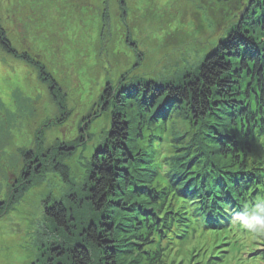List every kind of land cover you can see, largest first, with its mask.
<instances>
[{
    "label": "trees",
    "instance_id": "1",
    "mask_svg": "<svg viewBox=\"0 0 264 264\" xmlns=\"http://www.w3.org/2000/svg\"><path fill=\"white\" fill-rule=\"evenodd\" d=\"M92 1H97V6L103 3L100 12L92 6ZM218 1L231 2L237 8L238 0ZM254 1L247 0L249 11L240 24L243 29L245 20L264 38V0ZM32 2V9L38 11L34 6L40 9L39 3ZM109 2L49 0V6L45 7L54 10L58 3L57 17L77 20L80 43L86 42L84 37L95 30L87 43L92 51L95 41L112 30ZM119 3L121 6L122 0ZM42 16L47 29L58 24V21H49V11ZM65 26L72 33L73 26ZM237 26L227 40L224 38L215 44L198 64H186L175 74H163L160 79L122 77L124 81L117 92L107 87L109 96L104 100L109 108L104 109L112 108L111 128L104 146L96 150L88 165L87 184L83 188L85 200L99 218L92 224L79 222L74 210H69L64 203L53 200L51 207L45 205L47 228L41 230L39 253L32 264H165L161 242L175 234L188 240L192 229L200 227L219 231V226L230 223L237 228L233 215L245 204L264 200V169L258 156L260 146L256 148L260 137L256 134H264V126L259 125L258 119L264 115V69H261L264 40L256 38L251 30L244 36L237 34ZM72 50L71 42L67 41L64 52L71 55V61L66 69L72 67ZM0 51L30 67L46 69L38 56L19 53L13 47L1 17ZM43 74L42 71L39 76L42 81ZM244 82H248L245 89ZM48 90L54 100V86ZM121 92L124 96L119 97ZM55 104L60 109L65 106L59 101ZM132 122L138 123L135 140L128 125ZM144 125L151 132L171 129L169 141L165 137L161 140H166L172 149L162 155V165L155 162L157 155L146 147L134 149V141L139 137L146 139L145 135L139 136ZM258 125L261 129L257 131ZM154 138L157 137L149 136V144ZM36 145L38 149L41 143ZM68 150V147H60V152L55 149L63 156H67ZM20 152L26 184L25 189L20 187L22 197L46 171L45 164L40 163L50 155L37 160L31 151ZM52 165L53 171H59L68 182L71 170L67 164L57 160ZM73 202V206L80 208L83 201ZM154 240L159 244L158 250L149 253L147 248ZM261 244L264 248V241ZM260 259L264 261V250Z\"/></svg>",
    "mask_w": 264,
    "mask_h": 264
},
{
    "label": "rangeland",
    "instance_id": "2",
    "mask_svg": "<svg viewBox=\"0 0 264 264\" xmlns=\"http://www.w3.org/2000/svg\"><path fill=\"white\" fill-rule=\"evenodd\" d=\"M32 1L0 0L2 25L13 47L19 53L38 56L46 67H30L0 51V264L36 262L39 235L47 228L43 208L51 207L53 200L74 210L79 222L92 224L99 218L85 200L83 188L87 184L88 165L96 150L104 146L111 128L112 108L104 109L109 108L104 100L109 96L107 87L117 92L125 76L160 79L163 74L173 75L181 66L198 64L215 44L226 39L235 25L237 34L248 33L240 31L247 0H238L237 8L231 2L218 0H122L121 6L126 9L119 5V0H110L112 30L101 35L91 51L87 43L95 30L89 31L90 35L84 37L86 42L80 43L81 29L74 17L68 20L57 17L59 4L54 10L47 9L49 0H37L41 8L36 5L38 11H34ZM92 6L99 11L103 3L97 6L94 1ZM47 11L49 21H58L51 29L44 25L42 14ZM90 20L94 22L93 18ZM64 23L73 26L72 33ZM244 27L255 33L256 38L260 37L258 29L247 23ZM67 41L73 49L72 67L68 69L71 55L64 52ZM42 71L44 81L39 79ZM247 84L244 82L243 89ZM51 85L56 90V100L48 90ZM56 101L65 106L58 108ZM258 119L259 125L264 126V115ZM137 124H128L133 140ZM259 125L257 131L261 129ZM145 128L144 125L139 136L145 135L146 139L139 137L134 141V149L146 147L157 155L155 162L162 165V155L172 151L166 142L171 129L151 132ZM152 135L157 138L149 144ZM259 136L256 148L260 146L257 151L264 167V134ZM163 137L166 140L161 141ZM37 142L41 143L38 149ZM60 147H68L67 156L55 151ZM24 149L31 151L37 160L46 154L50 158L40 163L45 164L46 171L21 197L20 187L26 188L20 152ZM57 160L64 161L71 170L68 182L59 171H53L52 164ZM75 200L83 201L80 208L73 206ZM235 230L231 231L235 236L226 240L223 238L227 230L204 227L192 229L188 240L175 234L161 242L165 264H264L260 259L264 240L251 233L243 236ZM158 245L154 240L147 252H156Z\"/></svg>",
    "mask_w": 264,
    "mask_h": 264
},
{
    "label": "clouds",
    "instance_id": "3",
    "mask_svg": "<svg viewBox=\"0 0 264 264\" xmlns=\"http://www.w3.org/2000/svg\"><path fill=\"white\" fill-rule=\"evenodd\" d=\"M233 223L257 238L264 237V200L245 204L233 215Z\"/></svg>",
    "mask_w": 264,
    "mask_h": 264
},
{
    "label": "bare ground",
    "instance_id": "4",
    "mask_svg": "<svg viewBox=\"0 0 264 264\" xmlns=\"http://www.w3.org/2000/svg\"><path fill=\"white\" fill-rule=\"evenodd\" d=\"M243 24H244V25L246 24V21H245V20H244ZM244 25H243V26H244ZM247 25H248V23H247Z\"/></svg>",
    "mask_w": 264,
    "mask_h": 264
},
{
    "label": "flooded vegetation",
    "instance_id": "5",
    "mask_svg": "<svg viewBox=\"0 0 264 264\" xmlns=\"http://www.w3.org/2000/svg\"><path fill=\"white\" fill-rule=\"evenodd\" d=\"M256 2H257V0L254 1V3H256ZM252 4H253V3H252Z\"/></svg>",
    "mask_w": 264,
    "mask_h": 264
}]
</instances>
